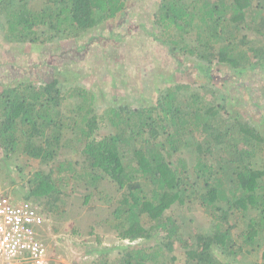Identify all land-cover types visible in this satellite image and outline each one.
<instances>
[{"label": "trees", "instance_id": "obj_1", "mask_svg": "<svg viewBox=\"0 0 264 264\" xmlns=\"http://www.w3.org/2000/svg\"><path fill=\"white\" fill-rule=\"evenodd\" d=\"M136 1L0 0V50L18 63L27 48L38 56L27 76L0 86V186L10 181L43 211L47 244L73 221L80 264H264V86L252 113L216 91V76L264 66V0H157L129 12ZM127 17V37L99 36L119 44L113 58L122 47L129 55L118 63L124 98L118 79L103 100L69 69L46 72L57 43L88 46L90 32ZM144 32L170 58L149 59L152 46L134 43ZM20 153L39 167L13 174ZM176 242L182 254L172 255Z\"/></svg>", "mask_w": 264, "mask_h": 264}, {"label": "rangeland", "instance_id": "obj_2", "mask_svg": "<svg viewBox=\"0 0 264 264\" xmlns=\"http://www.w3.org/2000/svg\"><path fill=\"white\" fill-rule=\"evenodd\" d=\"M153 1L157 0H146L145 4L138 0L133 3L134 6L133 8L129 9V12L136 11L137 13H147V9L150 7ZM128 16L132 15L129 14ZM127 20L130 22H128ZM139 21H143V19L136 20V22ZM133 24L134 21L130 17H127L121 24L116 25V27L112 21H110L109 23H105L100 28L90 32L89 38L92 37V40L90 41L88 46L81 47L82 45H84V43L80 40L74 42L63 41L57 43L54 46L56 48L54 50L51 49L50 51H48L49 54L47 55V59H49V62L54 63L55 61L57 63V66H47L46 72L55 73L57 72L58 68L59 70H61L62 68H66V71L69 69L70 73H68V78H71V76H73L75 78V81H80L79 83L90 89V91L93 90L94 92L99 93V99L103 100H107L106 96L108 90L112 92L114 90V86L112 83L113 79H118L119 82L117 83L116 87L117 89H119L118 92L120 93L121 98H124V82H120L118 63L119 60H123V57L127 59L129 55L127 56V53L122 47V51L118 52V59H115L116 57L113 58V51H116L117 45L119 44H117L113 40H105L104 37L106 38V36L109 35L110 32H121V34L126 36L127 28H131ZM100 35H103L104 37L100 38ZM104 42H106L107 44ZM134 43L136 44V46H139L140 50L145 47L143 46L144 43H148L150 46H152L148 52L150 56L149 59H154V56L155 59L160 58L167 60V58H170L169 56H166L167 50H164V46L159 41L155 40V37L151 32H144V38L142 40H138L137 38H135ZM6 48L7 46H5L3 50H0V57L10 59L11 65L8 68L5 64L4 66H2V64L0 65V86L11 80L14 81L15 78L17 80L22 79V75L27 76L28 72L30 71L29 67L38 59L36 58L38 56H36L32 52H29L27 48V55L23 56L24 61L18 63L20 57L17 59L12 57L9 58V54L12 51L9 52L5 50ZM152 54L154 55L152 56ZM127 66H129L128 62L123 68V74L124 69L127 70ZM255 68L257 70L252 71L251 75L248 78L241 76L232 77V73H229L228 75L221 74L216 76L219 83L221 81H224V85L218 86L217 88L219 90L216 88V91L217 93L219 92V97L224 99L229 104L228 107L232 110L236 109L237 111L241 109V113H245V111H251L252 113L257 110V106L253 101L255 100L254 98H257V96H260L263 93L262 89H264V66H259L258 64L255 66ZM127 73L128 72L126 71V74ZM127 79L132 81V78ZM146 87L147 84L145 83L144 88ZM71 101L75 100L71 99L70 101L65 102V105L63 106V110L68 117L74 115V113L72 112L73 103L71 104ZM99 111H103V106L100 105ZM112 129V127L106 126L105 128H103L101 134H106ZM261 163H264V157L261 158ZM38 167V160L29 158L24 154L20 153L13 157V174H19L21 172L25 175H28L30 172H34ZM8 184L13 195L15 197H18L17 201H21L23 199L21 194L12 189L13 185L12 183H10V181H8ZM202 212L203 211L201 209L197 210V218L200 223L202 222V224L207 227L209 225V219H207L205 214H203ZM72 225L73 221H67L64 224V230L62 229L60 233H49V264H80L78 262L84 261L82 255H79V252H76L77 249L70 246V244L74 243V239L70 235V233L67 232V230L71 229ZM188 232H190V229L186 230L185 234H188ZM104 244L107 245V247L112 245L109 241H106ZM77 251H81L80 248ZM178 251L182 254L181 245L179 242H176L174 250L171 252V254H176ZM119 255V251L115 250L111 254V257L117 260ZM243 259L247 260V257L244 255Z\"/></svg>", "mask_w": 264, "mask_h": 264}, {"label": "built area", "instance_id": "obj_3", "mask_svg": "<svg viewBox=\"0 0 264 264\" xmlns=\"http://www.w3.org/2000/svg\"><path fill=\"white\" fill-rule=\"evenodd\" d=\"M17 199L0 186V264H49V245L40 231L46 216L31 201Z\"/></svg>", "mask_w": 264, "mask_h": 264}]
</instances>
